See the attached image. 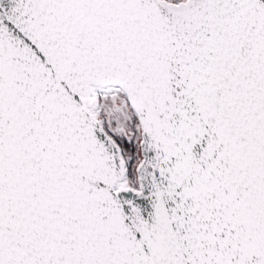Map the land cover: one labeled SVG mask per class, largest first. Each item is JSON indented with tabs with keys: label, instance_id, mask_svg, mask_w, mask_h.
Returning a JSON list of instances; mask_svg holds the SVG:
<instances>
[{
	"label": "snow or ice",
	"instance_id": "1",
	"mask_svg": "<svg viewBox=\"0 0 264 264\" xmlns=\"http://www.w3.org/2000/svg\"><path fill=\"white\" fill-rule=\"evenodd\" d=\"M0 264H264V0H0Z\"/></svg>",
	"mask_w": 264,
	"mask_h": 264
}]
</instances>
